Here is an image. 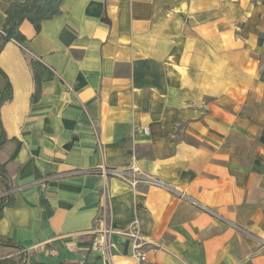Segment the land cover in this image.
<instances>
[{
    "label": "crops",
    "instance_id": "obj_1",
    "mask_svg": "<svg viewBox=\"0 0 264 264\" xmlns=\"http://www.w3.org/2000/svg\"><path fill=\"white\" fill-rule=\"evenodd\" d=\"M20 32L0 51V238L23 264H99V226L110 264L136 239L158 264H264V0H64ZM133 161L159 184L93 172Z\"/></svg>",
    "mask_w": 264,
    "mask_h": 264
},
{
    "label": "trees",
    "instance_id": "obj_2",
    "mask_svg": "<svg viewBox=\"0 0 264 264\" xmlns=\"http://www.w3.org/2000/svg\"><path fill=\"white\" fill-rule=\"evenodd\" d=\"M63 1L64 0H15L10 2L4 8L5 22L0 29V51L9 41H16L18 43H24L26 41V38L20 32V27L23 23H28L32 27L33 34H37L40 31L41 23L44 20L60 15ZM34 85V92L36 93H34L33 101H35L38 96L36 79L34 80ZM11 99V85L0 68V108ZM6 142L7 139L0 120V183L3 186L0 191V217L3 208L12 206L14 203V197L12 194L13 188L10 186L6 168L9 164L14 162L15 154L18 150V144L14 153L6 154L3 151V146ZM0 244L20 251L19 260L17 262H11L10 259H0V264H23L25 259L22 254L23 250L19 245L4 238H0Z\"/></svg>",
    "mask_w": 264,
    "mask_h": 264
},
{
    "label": "built area",
    "instance_id": "obj_3",
    "mask_svg": "<svg viewBox=\"0 0 264 264\" xmlns=\"http://www.w3.org/2000/svg\"><path fill=\"white\" fill-rule=\"evenodd\" d=\"M94 173L101 174L104 178H116L118 180L127 182L132 188H134L139 182H142L146 179H149L153 184L158 185L157 180L146 177L137 166L136 162L133 161L127 168H107L103 170H94ZM103 193H105L103 191ZM212 216L217 219H222L220 216H217L215 213H211ZM101 220L96 218L94 224L99 226ZM96 227L93 231L94 235H97L91 244V250L99 255V264H110L111 253L115 249V245L109 242L105 234ZM146 241L136 239L132 245V258L136 264H158L155 261L150 260L144 252L141 251V248L146 244Z\"/></svg>",
    "mask_w": 264,
    "mask_h": 264
}]
</instances>
